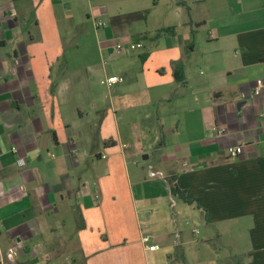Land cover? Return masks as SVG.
I'll return each instance as SVG.
<instances>
[{"label":"crops","instance_id":"1","mask_svg":"<svg viewBox=\"0 0 264 264\" xmlns=\"http://www.w3.org/2000/svg\"><path fill=\"white\" fill-rule=\"evenodd\" d=\"M259 79L264 0H0V264H264Z\"/></svg>","mask_w":264,"mask_h":264},{"label":"built area","instance_id":"2","mask_svg":"<svg viewBox=\"0 0 264 264\" xmlns=\"http://www.w3.org/2000/svg\"><path fill=\"white\" fill-rule=\"evenodd\" d=\"M103 25H104L103 22L98 23L99 27H101ZM142 48H143V44L141 42L134 43L131 41H126V42L120 41V42L116 43V45H115V51L117 53H120V54H130V53H132L136 50L142 49ZM122 81H123V79L118 77V76H111L107 79L101 80V84L106 85V86H111V85H114V84L122 82ZM263 88H264L263 80H261V79L257 80L255 82V86H254L252 92L249 95L250 99H256V98L260 97L262 95ZM224 131H225L224 129H217L218 134H223ZM14 152H16V150ZM243 152H244V150H243V147H241V146L236 147V148H230L228 150V154H229L230 158H232V159L239 157ZM105 157L106 156H104V155L101 156V158H105ZM19 165L20 166L24 165L22 159L19 160ZM96 197H98V196H96ZM143 242L149 243L150 237L145 236L143 238ZM158 249H159V247L157 245L149 246L150 251H155ZM15 255H16V249L12 248L6 254V258L8 260H13Z\"/></svg>","mask_w":264,"mask_h":264},{"label":"trees","instance_id":"3","mask_svg":"<svg viewBox=\"0 0 264 264\" xmlns=\"http://www.w3.org/2000/svg\"><path fill=\"white\" fill-rule=\"evenodd\" d=\"M147 12L144 13H131L119 17H115L112 19V23H119L120 21L123 22H133V21H139V20H144L146 18ZM170 32L168 29L160 30L157 32V36H161L164 34H169ZM175 78L178 82H182L184 79V70H183V64H175ZM166 180V179H165ZM168 183V180H166ZM170 183V181H169ZM168 183V191H169V196L171 197V207H174L172 196H179L181 199H184V192L178 189L176 186H172L171 184Z\"/></svg>","mask_w":264,"mask_h":264},{"label":"rangeland","instance_id":"4","mask_svg":"<svg viewBox=\"0 0 264 264\" xmlns=\"http://www.w3.org/2000/svg\"><path fill=\"white\" fill-rule=\"evenodd\" d=\"M136 43V42H134ZM140 50H137L135 52H139ZM97 93L103 96H108L109 95V91L105 86H102L98 81H97Z\"/></svg>","mask_w":264,"mask_h":264}]
</instances>
